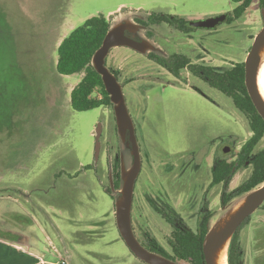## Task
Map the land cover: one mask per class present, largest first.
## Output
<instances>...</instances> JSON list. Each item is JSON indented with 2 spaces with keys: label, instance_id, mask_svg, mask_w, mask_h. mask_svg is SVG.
<instances>
[{
  "label": "rangeland",
  "instance_id": "rangeland-1",
  "mask_svg": "<svg viewBox=\"0 0 264 264\" xmlns=\"http://www.w3.org/2000/svg\"><path fill=\"white\" fill-rule=\"evenodd\" d=\"M234 6L232 0H0L5 21L1 27L8 34L5 42L16 66V79L4 97H13L16 103L10 106L3 98L0 105V231L5 232L2 227L7 225L19 229L29 236L34 250L58 264H148L122 239L115 220L120 188L109 187L114 156L129 167L130 148L115 131L113 109L71 107V88L82 73L56 71L57 47L74 28L98 14L111 25L124 19L140 25L136 18L145 20L150 13L193 21L230 13ZM263 24V10L253 0L243 21L196 27L190 45L174 48L204 52L213 65L225 67L245 60L252 36ZM172 31L170 25L153 24L136 34L154 45L153 52L168 57L158 43ZM178 38L175 33L172 44ZM148 53L113 47L106 65L118 72L128 111L152 159L203 149L207 140L220 134L247 136L243 117L228 97L187 72L174 76ZM249 172V166H241L230 188ZM240 199L219 209L211 226Z\"/></svg>",
  "mask_w": 264,
  "mask_h": 264
},
{
  "label": "flooded vegetation",
  "instance_id": "flooded-vegetation-1",
  "mask_svg": "<svg viewBox=\"0 0 264 264\" xmlns=\"http://www.w3.org/2000/svg\"><path fill=\"white\" fill-rule=\"evenodd\" d=\"M168 15L171 18L174 16ZM0 19V105L5 100V103L14 106L16 99L4 98L5 91L16 79V66L10 46L5 42L8 34L6 35L1 27V24L3 28L5 26L4 18L1 16ZM190 21L185 19L184 23L176 20L174 24L166 21L156 23L167 24L173 28L168 38L166 36L158 43L169 55L165 57L158 54L164 60L162 64L156 63L176 77L187 72L188 76L196 77L208 84L205 78L198 77L190 66L196 63L213 67L223 66L213 65L205 58L204 52L191 54L193 53L191 48H187L186 51L174 48L181 44L190 45L196 28L189 24ZM148 32L149 29H146V34L152 35ZM175 33L179 34V38L172 44V36ZM128 34L133 36L132 33ZM134 38L142 39L137 34H134ZM178 58L185 61L183 67L185 71L181 70L176 75L169 66ZM240 115L248 131L246 137L235 136L232 133L216 135L206 141L203 149L192 150L187 154L160 156L158 160L152 159L150 152L141 143L142 132L137 122L132 119L141 164L134 180L131 224L137 240L146 249L152 248L156 253L179 264H194L192 259H184L174 252L178 239L181 235L192 234L199 237L203 231L207 233L218 210L223 211L232 200L239 197L230 199V193L239 185L230 188L232 178L229 179V164L234 162L233 171L235 169L238 171L241 166H249L248 161L243 165L239 163L242 159V147L251 134L247 127L249 116L243 113ZM115 131L117 132V128ZM110 133L108 141L112 149L113 130H110ZM161 238L164 242H160ZM227 264H264V202L233 233L228 246Z\"/></svg>",
  "mask_w": 264,
  "mask_h": 264
},
{
  "label": "trees",
  "instance_id": "trees-1",
  "mask_svg": "<svg viewBox=\"0 0 264 264\" xmlns=\"http://www.w3.org/2000/svg\"><path fill=\"white\" fill-rule=\"evenodd\" d=\"M252 1L232 0L235 6L230 13H227V19L224 22L231 24L235 21H243ZM258 4L264 10V0H258ZM175 20L180 23L185 22L184 17L174 15L171 18L168 14L164 13H150L147 15L146 20L137 17L135 21L144 27H149L162 21L174 24ZM109 28L110 22L104 15L91 16L64 37L57 47L56 71L62 75L82 73L80 81L70 92V104L75 111H86L99 106L113 109V103L110 100L109 93L105 89L101 75L94 69L91 62L94 52L102 44L103 38ZM148 33L150 34V32ZM149 58L159 64H162L164 60L163 57H160L153 51L149 52ZM184 64L185 61L182 58H178L169 67L177 75L183 70ZM190 67L198 77L205 78L210 86L228 97L237 111L249 116L247 127L251 134L242 147V159L239 163L243 165L248 161L250 172L239 186L230 193V199L241 196L264 182V147L258 148L260 141L264 137V120L255 109L247 93L244 82V61L234 62L225 67H213L201 63H196ZM109 69L118 77L116 70L110 67ZM118 80L120 81L119 77ZM234 165V162L229 164V179L232 178L236 171V169L232 170ZM89 166L86 165V168H89ZM111 182L112 188H120V159L117 155L112 160ZM109 187L105 188L107 193L110 192ZM2 229L5 230V232L0 231V238L3 240L12 243H16L17 241L23 244L29 241V236L15 227L7 225L6 227H2ZM204 235L205 231L199 237L192 236V234H188L187 236L181 235L174 252L184 259H192L194 264H204L202 252ZM148 250L156 252L152 248H148Z\"/></svg>",
  "mask_w": 264,
  "mask_h": 264
},
{
  "label": "water",
  "instance_id": "water-1",
  "mask_svg": "<svg viewBox=\"0 0 264 264\" xmlns=\"http://www.w3.org/2000/svg\"><path fill=\"white\" fill-rule=\"evenodd\" d=\"M226 19L227 13H224L205 19L193 20L190 21L189 24L194 27L214 28ZM142 27V25L140 26L129 19H124L114 25L110 24V28L106 32L102 44L94 52L91 60L94 69L101 75L105 89L109 93L110 100L113 103V112L119 138L127 144L132 155V163L129 167H125L121 160V187L119 189V197L115 201V220L122 239L137 258L148 264H179L156 252L146 249L137 240L133 232L131 224V205L134 180L139 172L141 164L140 153L134 133L133 121L128 111L122 90V83L118 80L117 75L106 65V56L113 47L127 46L141 53L155 49L154 45L148 40L143 38L138 40L134 38V34ZM128 33H132L133 36H130ZM263 58L264 24L255 34L244 60V82L247 93L255 109L264 120V98L260 94L256 83L257 73ZM100 135V128H98L95 137V154L97 159L101 146ZM239 197H241V199L238 203L217 219L205 234L202 244L204 264H217L216 256L220 249H222L228 241L230 242L238 226L264 202V182Z\"/></svg>",
  "mask_w": 264,
  "mask_h": 264
},
{
  "label": "crops",
  "instance_id": "crops-1",
  "mask_svg": "<svg viewBox=\"0 0 264 264\" xmlns=\"http://www.w3.org/2000/svg\"><path fill=\"white\" fill-rule=\"evenodd\" d=\"M74 87V86H73ZM71 88V90L73 89ZM0 264H58L34 250L29 242H9L0 238Z\"/></svg>",
  "mask_w": 264,
  "mask_h": 264
},
{
  "label": "bare ground",
  "instance_id": "bare-ground-1",
  "mask_svg": "<svg viewBox=\"0 0 264 264\" xmlns=\"http://www.w3.org/2000/svg\"><path fill=\"white\" fill-rule=\"evenodd\" d=\"M256 83H257L258 90H259L260 94L264 98V58L260 64V67H259V70L257 73ZM228 246H229V241L217 253V256H216V263L217 264H227Z\"/></svg>",
  "mask_w": 264,
  "mask_h": 264
},
{
  "label": "built area",
  "instance_id": "built-area-1",
  "mask_svg": "<svg viewBox=\"0 0 264 264\" xmlns=\"http://www.w3.org/2000/svg\"><path fill=\"white\" fill-rule=\"evenodd\" d=\"M59 257H61V256H59Z\"/></svg>",
  "mask_w": 264,
  "mask_h": 264
}]
</instances>
